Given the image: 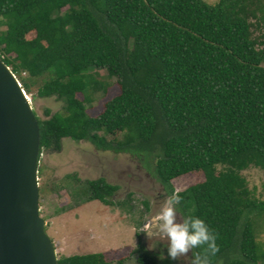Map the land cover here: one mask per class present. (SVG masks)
<instances>
[{
    "label": "trees",
    "instance_id": "1",
    "mask_svg": "<svg viewBox=\"0 0 264 264\" xmlns=\"http://www.w3.org/2000/svg\"><path fill=\"white\" fill-rule=\"evenodd\" d=\"M0 58L26 93L28 79L41 77L38 96L61 102L36 115L40 149L60 150L68 137L132 154L169 195L173 179L202 171L176 209L217 234L210 264H264L255 234L264 199L241 174H264V0H0ZM100 69L119 93L91 116L87 105L107 89ZM86 183L87 200L117 203V185ZM136 261L159 264L143 248ZM58 264L109 263L94 252Z\"/></svg>",
    "mask_w": 264,
    "mask_h": 264
},
{
    "label": "rangeland",
    "instance_id": "2",
    "mask_svg": "<svg viewBox=\"0 0 264 264\" xmlns=\"http://www.w3.org/2000/svg\"><path fill=\"white\" fill-rule=\"evenodd\" d=\"M205 1L214 4L218 0ZM251 31L252 37H259V29L252 26ZM33 35L31 31L27 37ZM105 73L104 69L98 70L97 76L107 83V89L106 92H96L92 103L87 105L91 116L100 113L104 103L119 93L116 79L107 77ZM22 75L26 76L25 73ZM28 80L31 86L26 94L38 117H46L45 108L53 112L61 107V102L54 96H38L37 89L43 81L41 77ZM115 136L120 138L122 135L116 133ZM106 137L111 139L110 135ZM61 144L60 150L40 149L37 162L39 214L45 220V231L55 245L57 257L103 252L109 264H118L119 259L124 264H137L136 254L143 248L153 254L159 264H190L192 251L188 257L172 260L168 257L166 241L159 238L150 240L140 232L147 217L155 214L162 199L169 195L153 177L152 170H148L132 154L100 150L86 140L65 137ZM241 174L251 193L264 199L263 170L249 166ZM98 177H104L107 182L118 186L113 196L117 203L106 205L99 200H87V195L80 193L84 187L88 193L86 181ZM203 180L202 171H193L173 179L172 185L174 190L179 188L181 191ZM181 217L183 215L177 210V222ZM255 220L256 240L264 251V217ZM161 255L164 259L160 258Z\"/></svg>",
    "mask_w": 264,
    "mask_h": 264
},
{
    "label": "water",
    "instance_id": "3",
    "mask_svg": "<svg viewBox=\"0 0 264 264\" xmlns=\"http://www.w3.org/2000/svg\"><path fill=\"white\" fill-rule=\"evenodd\" d=\"M39 150L31 102L0 58V264H58L39 214Z\"/></svg>",
    "mask_w": 264,
    "mask_h": 264
},
{
    "label": "clouds",
    "instance_id": "4",
    "mask_svg": "<svg viewBox=\"0 0 264 264\" xmlns=\"http://www.w3.org/2000/svg\"><path fill=\"white\" fill-rule=\"evenodd\" d=\"M180 189L177 188L171 195L165 196L160 202L155 214L147 217L140 232L145 233L150 240L159 238L167 242L168 257L179 261L188 257L192 251L190 264H210V258L219 252L217 234L211 231L204 220L187 216L177 222L176 205L180 203ZM152 245H149V250ZM193 249L202 251L193 252ZM164 259L163 255L160 257Z\"/></svg>",
    "mask_w": 264,
    "mask_h": 264
},
{
    "label": "bare ground",
    "instance_id": "5",
    "mask_svg": "<svg viewBox=\"0 0 264 264\" xmlns=\"http://www.w3.org/2000/svg\"><path fill=\"white\" fill-rule=\"evenodd\" d=\"M27 95V94H26ZM27 98H28V96H27Z\"/></svg>",
    "mask_w": 264,
    "mask_h": 264
}]
</instances>
